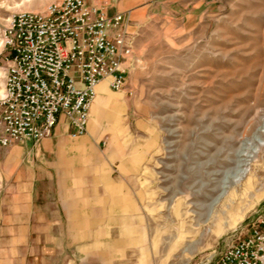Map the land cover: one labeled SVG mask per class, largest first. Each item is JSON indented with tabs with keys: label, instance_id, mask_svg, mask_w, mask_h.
Instances as JSON below:
<instances>
[{
	"label": "rangeland",
	"instance_id": "374dc122",
	"mask_svg": "<svg viewBox=\"0 0 264 264\" xmlns=\"http://www.w3.org/2000/svg\"><path fill=\"white\" fill-rule=\"evenodd\" d=\"M51 1L0 0V34L10 13ZM86 1L111 13L121 0ZM117 7L132 36L125 84L107 88L118 105L104 106L96 122L89 110L86 132L68 139L78 180L113 182L112 192L127 198L111 201L113 214L125 210L128 219L112 221L100 255L111 264H213L226 242L264 218V0H122ZM3 55L0 37V94ZM29 145L0 146V204L28 164ZM239 159L249 170L230 185L234 204L221 198L211 212ZM2 226L0 211V264H17ZM186 226L194 252L176 248L167 257L168 237Z\"/></svg>",
	"mask_w": 264,
	"mask_h": 264
},
{
	"label": "built area",
	"instance_id": "2783aa9c",
	"mask_svg": "<svg viewBox=\"0 0 264 264\" xmlns=\"http://www.w3.org/2000/svg\"><path fill=\"white\" fill-rule=\"evenodd\" d=\"M123 12L86 0H53L42 10H17L1 30L4 51L0 146H36L60 118L69 136L86 132L95 87L123 88L132 36ZM213 264H264V218L226 242Z\"/></svg>",
	"mask_w": 264,
	"mask_h": 264
},
{
	"label": "crops",
	"instance_id": "0c3cea01",
	"mask_svg": "<svg viewBox=\"0 0 264 264\" xmlns=\"http://www.w3.org/2000/svg\"><path fill=\"white\" fill-rule=\"evenodd\" d=\"M118 3L114 4V11H123L117 7ZM108 105L115 107L118 103L109 95L103 80L96 86L89 109L94 122ZM68 139L69 128L60 118L50 137L36 146L29 145L28 164L19 168L15 180L8 182L1 199V235L8 238L17 264H111L100 255L106 250L98 244L112 221L128 219L124 209L123 213L113 214L111 207L118 198L123 201L127 198L122 192H112L116 188L113 182L96 186V182L78 180V171L68 153L74 150V145L68 144ZM83 169L86 172L88 167ZM129 231L125 228L126 233ZM191 236L192 229L188 226L169 236L163 247L165 255L168 257L176 248L191 255L194 244L192 240L185 242V237Z\"/></svg>",
	"mask_w": 264,
	"mask_h": 264
},
{
	"label": "bare ground",
	"instance_id": "6f19581e",
	"mask_svg": "<svg viewBox=\"0 0 264 264\" xmlns=\"http://www.w3.org/2000/svg\"><path fill=\"white\" fill-rule=\"evenodd\" d=\"M101 81L103 80H100L99 82ZM95 90H96V87H95ZM89 109H90V106H89ZM247 165H248L247 159L246 160L239 159L236 165V168L232 171L230 170L231 173L227 172V174L224 176V178L220 182V191L217 193V195L212 200L211 207H210L211 212L214 209L213 206L217 204L221 198H224L225 202H229L228 204H234L236 196H237V191L235 190V188H233L232 190H229V188L232 183H238L242 179V177L248 172L249 167Z\"/></svg>",
	"mask_w": 264,
	"mask_h": 264
}]
</instances>
